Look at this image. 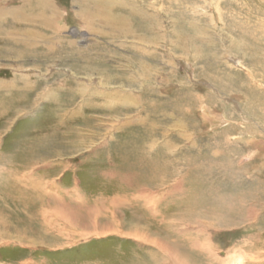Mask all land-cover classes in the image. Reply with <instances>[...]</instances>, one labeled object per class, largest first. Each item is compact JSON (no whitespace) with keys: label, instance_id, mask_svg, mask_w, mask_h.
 I'll use <instances>...</instances> for the list:
<instances>
[{"label":"rangeland","instance_id":"obj_1","mask_svg":"<svg viewBox=\"0 0 264 264\" xmlns=\"http://www.w3.org/2000/svg\"><path fill=\"white\" fill-rule=\"evenodd\" d=\"M0 264H264V0H0Z\"/></svg>","mask_w":264,"mask_h":264},{"label":"bare ground","instance_id":"obj_2","mask_svg":"<svg viewBox=\"0 0 264 264\" xmlns=\"http://www.w3.org/2000/svg\"><path fill=\"white\" fill-rule=\"evenodd\" d=\"M258 146V145H257ZM149 179V178H148ZM148 183L150 182V183H152L153 182V179L151 178V179H149L148 181H147ZM148 190V189H147ZM152 210V209H151ZM149 212V211H148ZM108 226H110V225H104V230H101V233H100V235H105V234H111V233H116V231L110 226V227H108ZM119 227V226H118ZM46 228V227H45ZM117 228V227H116ZM115 231V232H114ZM120 231V230H119ZM141 231V230H140ZM144 232V231H143ZM119 233V232H118ZM124 234V233H123ZM134 234V233H133ZM97 235H99V233H97ZM130 234H128V235H126V237L127 236H129ZM145 235V234H144ZM125 236V235H124ZM125 237V238H126ZM129 238V237H128ZM130 238H132V237H130ZM144 238V237H143ZM137 240V239H136ZM139 240V239H138ZM145 240V239H144ZM146 241V240H145ZM164 254V253H163ZM166 255V254H165Z\"/></svg>","mask_w":264,"mask_h":264}]
</instances>
